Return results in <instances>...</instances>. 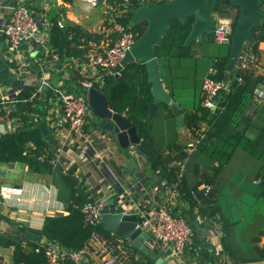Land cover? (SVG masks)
<instances>
[{"label": "trees", "instance_id": "trees-1", "mask_svg": "<svg viewBox=\"0 0 264 264\" xmlns=\"http://www.w3.org/2000/svg\"><path fill=\"white\" fill-rule=\"evenodd\" d=\"M165 1L167 0L144 2L141 0H106V3L115 5L117 21L130 28L138 36L144 31L146 22L139 21L130 27L128 20L132 10L142 4L155 5ZM260 9L264 12V0H260ZM213 12L222 16H230L234 22L238 15L237 7L226 3L225 0H217ZM56 17L50 18L47 45L53 48L59 57L50 65L60 67L71 59L80 61L86 59L88 42L94 33L73 22H65L60 27ZM193 19V15H188L185 20L170 18L167 34L161 37L158 44L154 45V50L160 63L165 88L177 103L179 96L190 97L188 105L183 101L178 103L182 107L185 129L198 139L196 145L198 150L206 152L212 162H217L212 166L211 172L203 171L199 174L196 185L192 187L184 185L181 163L188 153L184 150L185 145L179 142L178 136L176 135L165 145H158L155 142L154 117L148 116V103L152 99L151 83L148 80L144 63L131 61L120 70L118 76L104 74L102 83L96 86L106 96L110 108L124 113L136 127L141 145L148 150L146 158L149 170L160 171L167 184L175 185L186 200L195 199L191 190H196L198 185L212 184L237 149L245 151L249 156L258 160L255 179L259 182L253 184L254 178H248L249 182L242 185L239 192H233L231 197L235 206L228 213L220 209L218 193L212 188H209V191L202 196L199 210L202 215L206 216H212L216 212L220 213L219 242L230 263L260 264L264 261V244L259 245L258 242L264 236V228L258 230L259 235H246V231L243 232V230L254 219L261 217L264 220V126H261L254 136L248 134L251 117L245 113L251 102L253 91L260 85L261 80L252 70L240 71L238 77H230L227 87L219 93L216 98V107H205L202 104L201 93L203 79L199 87L194 84L193 88H187V81L184 79L188 77L174 71L175 67L178 69L184 67L183 57L193 53L192 43L188 46L182 45ZM252 32L257 42L262 41L264 22L259 27H253ZM247 48L250 49L249 46ZM43 55L42 53L41 58L45 60ZM257 55L258 50L255 54L256 58ZM226 61L227 53L214 57L210 65L214 68L211 77L223 80ZM76 84L81 87L79 83ZM34 88L33 85H26L15 96L17 101L14 103L11 116L17 118L20 125L0 135V162L21 161L35 172H52L55 177L61 179L63 189L59 188V194L61 198L66 197L65 207L62 213L45 218L41 228L43 241L37 242L26 239L23 235L0 232V245L12 247V257L15 263L46 264V246L54 243L67 251L77 250L85 247L94 236H99L113 246L114 254L119 255L117 264H156L155 257L150 253L144 254L142 259H139L133 246L128 245L126 241L118 242L123 237L105 228L101 221L89 223L85 220L81 208L87 201L94 200L95 190L88 189L85 181L79 178L75 172L76 165L64 169L56 164L54 168V150L47 145V139L39 128V122L36 123L29 114L34 109V105L40 102L38 99L33 102L28 99ZM159 105L167 109L170 116H173L168 105L162 102ZM203 125L205 129L202 131L203 135H200L198 131L203 128ZM91 139L93 141L92 137ZM42 154H44L43 157ZM63 190L65 193L62 192ZM118 243L122 247L117 246ZM63 264L84 263L65 258Z\"/></svg>", "mask_w": 264, "mask_h": 264}, {"label": "crops", "instance_id": "crops-1", "mask_svg": "<svg viewBox=\"0 0 264 264\" xmlns=\"http://www.w3.org/2000/svg\"><path fill=\"white\" fill-rule=\"evenodd\" d=\"M11 1L4 0L0 7V26H2L9 13L8 5ZM74 1L76 0H27L35 15L44 19V21L41 20V27L47 32V40L51 23L50 18L55 16H57V21L61 20L64 24L65 22L77 23L85 30L94 33L93 36L97 35L96 32L98 30H95V26L103 25L102 21L105 20V17L100 19L99 25L96 22L89 24V27L93 28L92 31L88 25L82 24L77 20L72 5ZM102 5L105 6L104 11L106 12V8H110L111 4H107L105 0ZM6 49L7 42L4 35L0 34V98L16 96L17 93L14 91L19 92L23 83L17 87L11 86V82L14 79L22 81V78H17L12 74L11 67H14V64L7 59ZM257 50V63L252 68V71L260 78V87L264 88V39L258 42ZM42 53V51L37 53L36 62L29 59L30 73L28 78L31 82H36L39 76L44 74V76L49 78L53 86H58L72 93H81L76 84L80 74L75 69V66L71 67L70 63L65 65L66 62L60 67L51 66L50 64L53 61L42 59ZM68 61L71 62V60ZM70 69L72 72H70ZM48 96L52 98L54 94L48 92ZM177 101L178 103L180 101L184 103L186 95L179 96ZM44 102H38L37 105H34L33 110L39 116L33 120L36 123H46L49 135H51V138L47 139V145L54 150V154H58L57 160L53 162L54 168L56 164H59L64 169L76 165V174L81 180L85 181L88 189L91 191L95 190L94 195L102 194L103 190L110 186V188L112 187L110 189L112 190L111 195L114 196L119 208L126 209L128 212H134L137 205H158L164 202L167 189L172 187V185L167 184L160 171L149 170L145 154L137 150L134 145L126 148L120 147L110 132L98 128V121L91 116L86 130L90 137L93 138L92 148L100 151L105 157L103 161L91 157L85 160L82 159L76 143L73 142L70 136H67V129L63 127L58 131L47 121L45 115L48 114L47 111L50 104L48 101L46 104ZM179 107L182 109L181 106ZM161 110L164 124L169 125L168 123L173 120L171 131H175L179 142L185 145L184 150L188 155L181 163L182 178L185 182L184 185L192 187L196 185L199 174L203 171L211 172L212 166L216 165L217 162H212L206 152L198 150L196 146L198 139L194 134L185 129V127L181 130L177 129L174 115L170 116L169 111L165 108H161ZM54 114V116L58 117L56 113ZM15 122L12 120L0 122V135L12 130L11 128L15 126ZM261 126H264V103L254 116L250 118L247 133L254 136ZM204 129L205 125L198 131V134L203 135L202 131ZM154 139L156 142L155 136ZM189 162L192 163L190 178L187 177V165ZM257 167L258 160L250 158L245 151L237 149L212 184L207 185L217 191L218 203L222 211L228 213L235 206L231 195L233 192H239L241 186L249 182L245 180L247 179L245 174H255L251 178H254L253 184H256ZM205 186L200 184L196 190H191V194L196 200H186L179 191H177L176 201L173 198L172 203H175V214L184 216L192 228V242L186 246L181 257L175 260V264H224L229 262L219 242L221 230L218 220L220 213L216 212L212 216H206L202 215L199 210V206L202 204L201 198L206 193ZM120 187L123 188L122 193L118 192ZM59 188L63 189L62 184L52 172H35L21 161L0 162V214H2L0 232L23 235L27 228L41 231L47 216L60 214L64 211V199L66 197H60ZM199 191H203V194L197 196L196 194ZM62 192L65 193L64 190ZM259 219L251 221L243 232L246 231V235H259L258 230L264 228V226H260L257 223ZM43 238L42 235L41 240ZM258 243L259 245L264 244V236L261 237ZM109 246L113 248L105 239L94 236L85 246L89 252L82 262L84 264H101L103 258L111 254ZM101 247H106L108 251L100 253ZM12 250L11 246L3 247L0 245V264H18L13 261ZM150 254L155 259L160 256L164 257L153 246Z\"/></svg>", "mask_w": 264, "mask_h": 264}, {"label": "built area", "instance_id": "built-area-1", "mask_svg": "<svg viewBox=\"0 0 264 264\" xmlns=\"http://www.w3.org/2000/svg\"><path fill=\"white\" fill-rule=\"evenodd\" d=\"M3 1L0 0V7L4 3ZM81 1L85 2L87 7L98 5V0ZM113 6L110 5L111 11L105 20H103L104 23L98 30L99 32H96L97 35L92 36L93 38L89 42L85 54L86 59L82 61L79 59H71V62L68 61L65 63V65L70 63L71 67L75 66V69L80 74L77 83L81 87L77 85V88L81 93H72L58 86H53L49 78L44 76V74L39 76L34 83L28 78V74L30 73L29 59L36 62L38 52L42 51L45 61L50 62L57 60L59 55L53 48L47 45V32L41 27V20L44 21V19L35 15L27 0H12L8 5L9 13L2 26H0V34L4 35L7 42L6 57L14 64V67H11L12 74L17 78H22V87L26 85L35 86L31 96L28 98L29 101L33 102V100L38 99L40 103L45 101V104L48 101L50 106L48 107V114L45 115L47 121L58 131L63 127L67 129V136H70L73 142L76 143L77 148H79V155L84 160L91 157L103 161L105 157L100 151L92 148L93 141L86 130L90 117L93 115L84 89H88L91 86L97 87V84H101L104 74H114L113 68L125 52L131 48L137 37L136 33L130 28L117 21V13H115L116 7ZM213 18V41L218 44H230L234 26L232 17L214 13ZM57 24L60 27L64 25L61 20H58ZM256 60L257 58L251 49L244 47L236 59L235 67L239 73L240 71L252 70L257 63ZM213 72L214 68L210 66L201 85L202 104L207 108L216 107L217 97L215 95L217 91L227 87V83L223 80H217L211 77ZM14 92L18 93L17 91ZM48 92L53 93L54 97L50 98ZM16 101L15 96L12 98H0V122L9 120L16 121L15 126L11 128L12 130L20 125L19 120L11 116ZM263 102L264 88L258 85L253 91L251 102L245 112L246 115L253 117ZM54 113L58 117L54 116ZM29 114L33 119L39 116L35 110L30 111ZM41 156L43 157L44 154ZM57 158L58 154L55 153L53 162ZM255 182L258 183L259 180H255ZM111 188L110 186L106 187L102 194H96L94 200H89L82 206L81 210L87 222L95 223L100 221V210L103 206L107 205L108 198L111 196ZM177 191L175 185H172V187L167 189L164 202L158 205H137L134 211L138 218V224L153 236L151 247L157 248L161 252V255L164 256L162 258L168 264H175V260L181 257L186 246L192 242V228L190 223L184 216L176 215L174 211L175 203H172V201L173 198L176 201ZM205 191H209V186H205ZM119 210L121 212H128L126 209ZM124 241L128 245L130 244V241L126 238H121L118 242L122 243ZM120 243L117 246L122 247ZM113 249H109L111 254L104 257L101 264L119 263V255L114 254ZM99 251L101 253L108 251V249L101 247ZM88 252L89 250L86 247L67 251L58 247L56 244L55 246H46V264H63L65 258L81 263ZM224 264L245 263L227 262ZM260 264H264V261Z\"/></svg>", "mask_w": 264, "mask_h": 264}, {"label": "water", "instance_id": "water-1", "mask_svg": "<svg viewBox=\"0 0 264 264\" xmlns=\"http://www.w3.org/2000/svg\"><path fill=\"white\" fill-rule=\"evenodd\" d=\"M217 0H167L155 5L142 4L132 10L128 20L130 27L139 21H145L144 31L138 35L131 48L125 52L116 66L113 68L115 76L131 61H139L145 64L148 80L151 83L152 99L148 103V116L154 117L159 104L165 103L169 106L175 117L178 130L184 127V117L178 103L171 93L165 88L160 71V63L156 56L154 45L158 44L161 37L168 31L170 18L185 20L188 15H193L189 33L182 45L188 46L193 41H202L207 36L213 41L214 7ZM105 0H98V4ZM238 8V15L234 22L231 41L227 50V61L225 64L223 81L228 83L231 76L238 77L239 71L235 67L236 59L245 46H249L253 54L257 52L258 42L252 29L259 27L264 22V12L260 9V0H225ZM21 80L14 79L12 87H17ZM223 88L215 95L218 97ZM92 115L98 121V127L112 134L115 141L122 148L134 145L141 153L148 155V150L140 143V137L136 127L124 113H119L110 108L106 96L95 86L84 89ZM214 108V107H213ZM39 128L46 139H50L45 122L39 123ZM119 193L123 188L118 189ZM199 191L196 195H202ZM114 196L108 198L107 205L100 210L101 224L119 237L130 241L136 250L138 258L142 259L144 254L152 250L153 236L138 224L137 215L134 212H121ZM2 214H0V218ZM23 236L34 241H41L42 232L32 228L25 229ZM51 246H55L54 243ZM156 264H168L161 256L155 260Z\"/></svg>", "mask_w": 264, "mask_h": 264}, {"label": "rangeland", "instance_id": "rangeland-1", "mask_svg": "<svg viewBox=\"0 0 264 264\" xmlns=\"http://www.w3.org/2000/svg\"><path fill=\"white\" fill-rule=\"evenodd\" d=\"M73 8L75 10V16L77 17V20L81 22L82 24H86L89 27V24H92L94 22L99 25L100 19L103 17H107V15L110 13L111 9L109 7L106 8L102 4H98L97 6L93 7H87L85 2L81 0H76L72 2ZM113 6V5H111ZM115 6V5H114ZM113 6V7H114ZM109 8V9H108ZM108 10V12H107ZM114 13V12H113ZM214 14V13H213ZM90 22V23H88ZM102 23H104L102 21ZM102 24L97 27L95 26V30H99L101 28ZM89 29H93L90 28ZM93 31V30H92ZM99 31H97L98 33ZM228 43L218 44L215 41H209L207 36L205 35L204 39L202 41H195L192 42V48L193 53L189 56L183 57L184 67L181 69H178L177 67L174 68V71L176 73H182L185 74L188 79H184L187 81L186 86L187 88H193L192 85H196L199 87L201 80L204 78V76L208 73V67L211 65L213 59L215 56L219 54L227 53L228 50ZM174 63V61H173ZM179 84V83H178ZM190 103V97L186 96V101L184 104L188 105ZM94 117V116H93ZM173 120L170 121L168 124L165 125L163 122V114L161 110V106L157 109L156 114L153 118V132L154 136L156 137V142L158 145H165L168 141L172 140L174 137H176L175 131H171L173 128ZM241 150V149H240ZM248 156V154H247ZM252 159H255L251 156H249ZM257 161V159H255ZM191 166L192 163L189 162L187 165V177H191ZM258 169V167H257ZM257 172V171H256ZM253 175L252 173L245 174V177L250 179ZM245 179L246 181H248ZM60 183L61 179L59 178ZM260 226H263L264 220L260 217L259 222ZM257 231V229H256ZM109 248H111L109 246Z\"/></svg>", "mask_w": 264, "mask_h": 264}, {"label": "flooded vegetation", "instance_id": "flooded-vegetation-1", "mask_svg": "<svg viewBox=\"0 0 264 264\" xmlns=\"http://www.w3.org/2000/svg\"><path fill=\"white\" fill-rule=\"evenodd\" d=\"M238 9V8H237Z\"/></svg>", "mask_w": 264, "mask_h": 264}]
</instances>
